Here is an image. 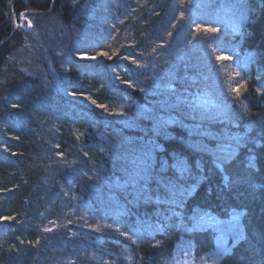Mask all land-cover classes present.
<instances>
[{
	"label": "trees",
	"instance_id": "obj_1",
	"mask_svg": "<svg viewBox=\"0 0 264 264\" xmlns=\"http://www.w3.org/2000/svg\"><path fill=\"white\" fill-rule=\"evenodd\" d=\"M108 1L89 20L92 26L76 53L104 49L105 59L87 63L69 56L57 93L7 64V46L15 35L9 21L20 13L50 15L71 27L79 17V3L0 0V218L30 226L0 225V264H63L68 258L73 264H95L90 252L113 260L125 248L133 264H163L182 237L193 244L194 257L201 258L213 251L214 235L208 230L185 235L194 211L218 218L242 213V237L217 264H264V0L240 4L244 16L237 34L230 35V28L224 27L222 50L230 58L248 61L250 79L243 85L244 114L232 129L235 139L217 137L219 144L201 135L207 131L196 119L165 126H155L153 119L161 99L157 88L166 80L155 81L149 72L166 64L161 55L169 61L174 48L187 43L188 20L211 24L203 16L207 11L182 0L157 2L129 22L130 32L137 34L118 55L115 48L103 46L114 42L126 19L122 23V4ZM180 16L183 32L171 31ZM166 34H171L169 39ZM145 60L155 69L143 68ZM120 107L131 120L113 119L110 113ZM228 140H233L228 143L231 149H225ZM223 148L232 155H224L222 162L206 153L219 154ZM146 153L151 178L134 183L133 160ZM178 162L183 173L175 166ZM169 181L175 185L172 191L166 186ZM117 228L134 236L135 229L145 240L128 243ZM150 229L154 231L148 234Z\"/></svg>",
	"mask_w": 264,
	"mask_h": 264
},
{
	"label": "rangeland",
	"instance_id": "obj_2",
	"mask_svg": "<svg viewBox=\"0 0 264 264\" xmlns=\"http://www.w3.org/2000/svg\"><path fill=\"white\" fill-rule=\"evenodd\" d=\"M68 1L78 2L81 7L82 11L80 10L79 17L74 22L77 26L71 24V27H68L61 23L59 24L57 20L54 17H50V15L48 17L43 16L42 18L14 15L9 21V26L12 29V33L15 35L13 41H10L7 46V48L10 47L9 51H11L9 57H7V64H11V66L16 69L15 71H21L26 76L41 79L40 84L42 86H49L53 92L57 93H61L62 90L61 83L64 79H61V73L66 72V60L69 59V56L71 58L78 56L76 54L79 48L78 45H80L83 36L87 34V31L92 26L89 20L95 18L99 9L102 11L111 3L108 0ZM150 1L151 0H118L119 4H122L120 15L123 17L122 23L126 19L123 23L125 26L122 30L118 31L119 35H117V38L112 44L107 43L103 47L106 48L109 46L113 49L115 48L119 55L123 52V49H126V46H130L132 43L129 41L131 35L137 34L134 31L130 32V23L132 24L136 21V14L139 15L144 9H146V12L148 9H154L155 3L158 2L161 4L163 0ZM244 1L245 0L181 1L182 4L186 3L191 8L196 5V7L205 10V12L207 11L203 16L210 18L211 24L204 25L200 23L199 20V22H195L194 20L191 22L188 20V25L184 29L187 34L185 37L187 43H179L178 47L174 48L175 54L172 55V58H170L171 60L168 61V59L165 58L166 54L161 55V51L166 48V45L161 46L160 51H157L159 57L161 55L159 59L162 60V63L166 64L158 66V70L155 73H152V71L149 73H151V77L155 79V81L161 78L162 80H166V84L157 88L158 94H161V99L156 101V106L159 111L153 118L156 121L155 126L178 123L182 118L196 119L198 120V124L204 125L203 128L207 131L205 133L200 132L204 138L215 141L218 144L221 143V141H218L216 139L217 137L235 139V134L232 132V129L237 127L235 122L236 119L241 118L244 114L240 106V101L244 88L243 85L250 79L249 71L247 70L249 64L247 60L241 57L230 58L228 54L223 52L222 49H224V46L222 43L224 40L223 37L226 36L224 27L228 26L230 28V35L237 34L244 16L242 15L243 12L238 8H240V4ZM186 11L187 7L183 8L182 12L185 13ZM191 11H193V9ZM28 13L33 14L31 11ZM194 15L196 16V11ZM228 15H233L234 18ZM181 18L180 16V18H176L175 21L171 23V31L176 30L183 32ZM29 22H31L32 27L28 26ZM126 23L129 24L127 25ZM208 28H213L215 31H204V29ZM171 34H166V36H168L166 38L169 39ZM141 35L143 36L142 33ZM174 36L177 39L180 38L176 33ZM218 38L219 41L217 42ZM151 50L152 47L149 49V52ZM174 51H172V53H174ZM100 53H105L104 49L98 51L96 54L80 55L77 59L86 61L87 63H95L105 59L106 55H100ZM115 56L117 55L115 54ZM218 56L221 57L220 60L217 59ZM89 57H95V59H90ZM225 57L228 59H225ZM146 67H152L147 69L150 71V69H155L156 66L145 60L143 68ZM56 68H58V70ZM237 92H239V95H237ZM100 109L105 111L108 110L106 107H100ZM110 114L113 119L118 118L123 122L131 120V117H129L124 107L117 108ZM232 142L233 140H228L225 149L230 148L228 143ZM225 149L223 148L219 154L209 151L206 153L215 160L222 162V160L225 159L224 155H232V152L226 151ZM141 189L142 188L138 187L135 192L139 194L142 191ZM171 201L172 200H170V202ZM168 207L173 206L169 203ZM175 207L177 208L176 205ZM164 213H166L165 218H168L169 211ZM241 221V212L232 211L229 212L227 218H218L207 212L194 211L191 216V226L188 230L184 229V233L187 235L190 231H210L214 235L213 251L201 258H195L193 244L189 239L182 237L176 245L170 260L163 264H217L220 258L229 252L231 247L242 237ZM15 222L16 221L13 219L0 220V225L6 224L11 226L12 224H21ZM178 224H181L180 221ZM21 225L28 226L26 228L30 227L27 223H22ZM133 231L135 232V236L126 234L122 239H126L128 243L132 244H138L145 240L143 235L137 234L135 229H133ZM153 231V229H150V233L148 234L153 233ZM97 245V243H93L92 249H96ZM127 251L128 250L125 248L122 253L120 255L117 254V257L113 260L97 256L92 257L91 255H93V252H90L89 259L93 260L95 264H105V262H107V264H133V257H131ZM83 255L84 254H80V258H83ZM68 259L67 262H63V264H68V262H70V264L75 263L72 259ZM56 263L59 264V261Z\"/></svg>",
	"mask_w": 264,
	"mask_h": 264
},
{
	"label": "snow or ice",
	"instance_id": "obj_3",
	"mask_svg": "<svg viewBox=\"0 0 264 264\" xmlns=\"http://www.w3.org/2000/svg\"><path fill=\"white\" fill-rule=\"evenodd\" d=\"M21 17L24 16V13H20L19 14ZM29 27H32V24L31 22H29ZM204 31L206 32H214L215 29L213 28H208V29H204ZM100 55H107L106 53H100ZM115 55V53H114ZM90 59H95V57H89ZM109 59H111V57H108ZM125 60L129 59L128 57H123ZM218 60L221 59L220 56L217 57ZM225 59H228L227 57H225ZM134 63V61H133ZM259 78V77H258ZM129 86L131 87L132 85L129 84ZM237 95H239V92H237ZM15 107V105H14ZM151 157H150V154L146 153L144 157L142 158H137L135 160H133V164L136 166V172L133 174L132 176V180L133 182H137V180H147V179H150L151 176H150V173H149V168H150V161ZM180 171L181 173H183L184 171V167H183V163L182 162H178L176 165H175ZM162 182V181H161ZM169 187V191H172L175 187L174 184H172L171 181L168 182V185H166ZM2 220H9V219H12L11 217H2L0 218ZM46 231H50V229H45ZM116 231L120 232L119 228L116 229ZM120 235H125L124 232H120ZM105 264H107V262H105Z\"/></svg>",
	"mask_w": 264,
	"mask_h": 264
},
{
	"label": "water",
	"instance_id": "obj_4",
	"mask_svg": "<svg viewBox=\"0 0 264 264\" xmlns=\"http://www.w3.org/2000/svg\"><path fill=\"white\" fill-rule=\"evenodd\" d=\"M51 1L53 2V0H51ZM49 11H50V10H49ZM49 11H48V12H49ZM35 13H36V12H35Z\"/></svg>",
	"mask_w": 264,
	"mask_h": 264
}]
</instances>
